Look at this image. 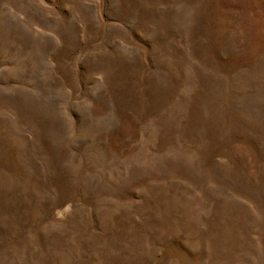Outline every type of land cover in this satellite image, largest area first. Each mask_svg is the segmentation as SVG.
I'll return each instance as SVG.
<instances>
[{"label": "rangeland", "instance_id": "obj_1", "mask_svg": "<svg viewBox=\"0 0 264 264\" xmlns=\"http://www.w3.org/2000/svg\"><path fill=\"white\" fill-rule=\"evenodd\" d=\"M0 264H264V0H0Z\"/></svg>", "mask_w": 264, "mask_h": 264}]
</instances>
